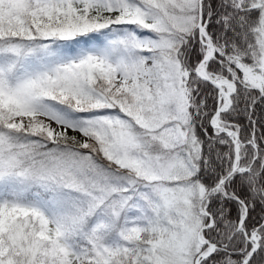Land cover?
Segmentation results:
<instances>
[{
  "label": "snow or ice",
  "instance_id": "1",
  "mask_svg": "<svg viewBox=\"0 0 264 264\" xmlns=\"http://www.w3.org/2000/svg\"><path fill=\"white\" fill-rule=\"evenodd\" d=\"M0 264H264V0H0Z\"/></svg>",
  "mask_w": 264,
  "mask_h": 264
}]
</instances>
